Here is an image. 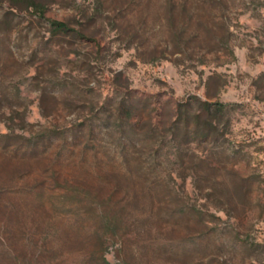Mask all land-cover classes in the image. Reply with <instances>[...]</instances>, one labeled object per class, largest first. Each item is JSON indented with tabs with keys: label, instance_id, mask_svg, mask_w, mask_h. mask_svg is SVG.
Masks as SVG:
<instances>
[{
	"label": "rangeland",
	"instance_id": "rangeland-1",
	"mask_svg": "<svg viewBox=\"0 0 264 264\" xmlns=\"http://www.w3.org/2000/svg\"><path fill=\"white\" fill-rule=\"evenodd\" d=\"M42 1L86 36L0 0V264H264V0ZM118 85L160 94L161 121L194 94L235 104L230 128L177 157L145 147L144 179L86 141ZM54 127L59 157L23 155L18 135Z\"/></svg>",
	"mask_w": 264,
	"mask_h": 264
},
{
	"label": "trees",
	"instance_id": "trees-1",
	"mask_svg": "<svg viewBox=\"0 0 264 264\" xmlns=\"http://www.w3.org/2000/svg\"><path fill=\"white\" fill-rule=\"evenodd\" d=\"M12 3L47 19L54 36L69 34L79 37L86 36L68 22L46 16V5L42 0H12ZM117 90L121 91L122 95L116 102L114 109L107 107L98 117L92 116L90 123L86 124L84 128V133L88 136L86 141L96 140L100 135H103L102 139L106 137L112 139L109 146L102 144L101 146L105 147L106 152L108 148L117 152L127 162L128 169H134L137 176L147 180L150 174L148 168L151 164L146 165L139 160L140 155L145 152V147L149 148V152H152L151 162L156 161L158 156L156 152H159V149L155 146L161 142L168 143L169 150L174 147L172 152L177 157L181 154L185 144L219 141L231 125L230 111L235 106L232 103L211 101L195 94L190 95L183 99L174 100L170 108L172 116L170 119L161 121L158 119L159 115L166 113L163 109L165 100L160 94L136 93L127 85H122ZM142 116H146L149 122L139 127V119L141 117L142 120ZM155 116L158 117L155 119ZM133 118L136 119L133 120ZM12 134V132H5L1 133L0 136L9 137ZM18 136L24 139L20 141L18 147L22 149L23 155L28 157H39L45 152L51 153L54 148L59 146L55 143L58 136L68 137L65 130L56 127ZM98 151L96 145L88 150L86 147L81 149L83 154L88 152L97 155ZM60 152L61 147L59 146L55 152L57 157H59ZM94 197L96 195H91V191L85 192L86 199L89 198L90 200ZM115 214L114 217H117V213ZM102 223L107 229L116 226V223L108 217L103 218ZM106 263L107 261H105ZM19 264L33 263L30 259H23Z\"/></svg>",
	"mask_w": 264,
	"mask_h": 264
}]
</instances>
